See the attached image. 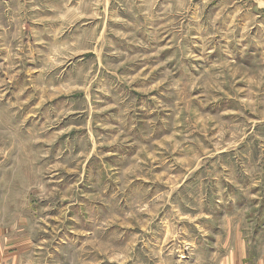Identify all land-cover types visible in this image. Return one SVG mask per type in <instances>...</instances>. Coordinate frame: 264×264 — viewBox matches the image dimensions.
Instances as JSON below:
<instances>
[{
  "label": "rangeland",
  "instance_id": "374dc122",
  "mask_svg": "<svg viewBox=\"0 0 264 264\" xmlns=\"http://www.w3.org/2000/svg\"><path fill=\"white\" fill-rule=\"evenodd\" d=\"M0 240L264 264V0H0Z\"/></svg>",
  "mask_w": 264,
  "mask_h": 264
},
{
  "label": "crops",
  "instance_id": "0c3cea01",
  "mask_svg": "<svg viewBox=\"0 0 264 264\" xmlns=\"http://www.w3.org/2000/svg\"><path fill=\"white\" fill-rule=\"evenodd\" d=\"M3 244H4L3 241L0 240V252L2 251L3 253H5V251H6L7 252V255H5V254L4 255H0V256H2L1 259H4L5 260V259H7L5 257L9 256V258H8L9 260L8 261H5L3 264H21V260H20L19 254H20L21 251H23V249L16 252L15 247H21L22 248V246H18L17 243H16V241L13 240L11 242L10 246H8V242H6V244H7V250H5V248L2 247ZM13 245H15V247H13V248L10 249V247H12Z\"/></svg>",
  "mask_w": 264,
  "mask_h": 264
}]
</instances>
